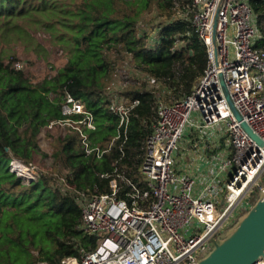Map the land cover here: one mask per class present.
Returning <instances> with one entry per match:
<instances>
[{"label": "trees", "instance_id": "1", "mask_svg": "<svg viewBox=\"0 0 264 264\" xmlns=\"http://www.w3.org/2000/svg\"><path fill=\"white\" fill-rule=\"evenodd\" d=\"M192 1L0 0V264H60L79 256L80 249L95 248L97 238L82 230V212L69 187L106 194L118 175L142 184L140 168L159 99L146 78L140 85L126 84L124 96L139 101L128 140L103 158L85 155L77 144L79 133L58 122L66 118L63 106L70 94L93 116L92 144L111 141L117 119L105 91L129 59L134 71L161 83L160 99L167 104L189 96L208 66V48L191 23ZM249 1L264 50V0ZM36 30L48 32L65 58L41 79L29 63L20 68L10 48L21 45L24 53L44 56ZM13 161L35 167L38 177L20 176ZM59 174L66 185L59 184ZM130 193L131 185L122 183L117 198L130 202Z\"/></svg>", "mask_w": 264, "mask_h": 264}, {"label": "built area", "instance_id": "2", "mask_svg": "<svg viewBox=\"0 0 264 264\" xmlns=\"http://www.w3.org/2000/svg\"><path fill=\"white\" fill-rule=\"evenodd\" d=\"M185 7L190 9V5ZM190 10L195 33L208 48L205 74L189 96L171 104L160 99L161 83L144 76L159 99L157 121L140 168L143 182L138 186L118 175L120 180L109 181L110 193L106 194L69 187L82 212L81 228L96 236L97 245L80 249L79 256L60 264H196L207 252L208 240L220 236L250 208L254 194L264 190V148L241 126L246 122L264 140V50L259 46L262 36L257 15L249 0H193ZM121 67V74L105 91L109 111L117 119L116 133L105 146L93 145L89 138L88 131L95 130V125L85 104L70 94L65 97L66 118L58 125L79 133L77 144L87 156L101 159L115 144L122 146L128 140L131 113L139 101L123 94L129 80L122 75L127 77L124 67L132 69L130 59ZM220 76L242 121L230 109ZM195 114L198 123L192 122ZM195 126L201 130L225 127L220 130L233 150L219 168V174L233 168L224 186L219 188L213 179L205 188L211 194L223 191L218 200L195 196V173L178 174L176 169L182 137ZM11 166L27 180L38 177L35 167H24L18 161ZM57 177L60 185H66L64 176ZM122 183L131 185L130 202L117 198ZM255 264H264V258Z\"/></svg>", "mask_w": 264, "mask_h": 264}, {"label": "water", "instance_id": "3", "mask_svg": "<svg viewBox=\"0 0 264 264\" xmlns=\"http://www.w3.org/2000/svg\"><path fill=\"white\" fill-rule=\"evenodd\" d=\"M220 80L233 115L242 121L222 76ZM241 126L264 148V140L255 134L246 122H242ZM261 258H264V190L259 193L255 203L235 221L229 223L220 236L208 240L207 252L196 264H255Z\"/></svg>", "mask_w": 264, "mask_h": 264}, {"label": "rangeland", "instance_id": "4", "mask_svg": "<svg viewBox=\"0 0 264 264\" xmlns=\"http://www.w3.org/2000/svg\"><path fill=\"white\" fill-rule=\"evenodd\" d=\"M153 22V17L151 20L148 21L149 24ZM33 36L45 47V55L44 56H37L30 53H24L23 46L21 45H10L11 50L17 54V59L19 60L21 65L23 62L29 63L28 66L29 70L36 75L39 79L44 77L46 73L49 72L51 66L60 67L65 63V58L62 55V51L60 47H58L55 42L52 40L50 34L48 32H44L41 30L33 31ZM155 38V36H154ZM124 72L127 77L122 75L124 77L135 85H140L141 83H146L144 76L139 74L138 72L134 71L133 69H129L127 67H124ZM117 85L120 84V81L118 79V82H116ZM197 114L193 115L192 122L198 123L199 119L197 118ZM224 127V126H223ZM219 127H214L213 129H198L196 126L192 129L189 128L185 132L184 136L182 137L181 143H180V151L178 152L182 156L183 154H191V151L198 150L201 147V151L205 153L206 158L214 157L216 158L219 155H223L229 158L233 150L230 146V141L228 136H225L223 131L218 130ZM221 129V128H220ZM225 131V127L222 128ZM213 131H215L213 134H211ZM211 132V133H210ZM43 152L48 153L49 144H43ZM203 149V150H202ZM196 152L195 154H197ZM44 156V155H43ZM184 157H187L185 155ZM190 158V157H188ZM48 163V159H44ZM222 165V163H221ZM25 167V166H24ZM199 170L203 171V167H198ZM203 168V169H202ZM233 169V168H232ZM232 169L228 170H221V180H225L231 172ZM31 173V172H29ZM198 173V172H197ZM32 175V174H31ZM62 175V174H59ZM64 176V175H62ZM225 184V183H224ZM54 185V183H53Z\"/></svg>", "mask_w": 264, "mask_h": 264}, {"label": "crops", "instance_id": "5", "mask_svg": "<svg viewBox=\"0 0 264 264\" xmlns=\"http://www.w3.org/2000/svg\"><path fill=\"white\" fill-rule=\"evenodd\" d=\"M218 130L220 131V126ZM213 129V128H212ZM213 131L211 134H213ZM203 150V149H202ZM191 154H183L182 156L179 154L176 158V169L178 174H191L195 173V187H194V195L201 196L202 198L207 199H217L219 197L224 196V192H220L218 194H211L205 190V188L210 185L213 179H216L219 184V188L224 186V183L228 180L229 177L225 178V180H221V174H219V168L222 166L225 160V156L219 155L216 160L214 157L206 158L205 153L201 151V147L198 150L191 151ZM198 152L197 154H195ZM187 155V157H184ZM190 157V158H188ZM227 158V157H226ZM198 167H203L204 170H199ZM202 168V169H203ZM198 172V173H197ZM217 190V188H216Z\"/></svg>", "mask_w": 264, "mask_h": 264}]
</instances>
